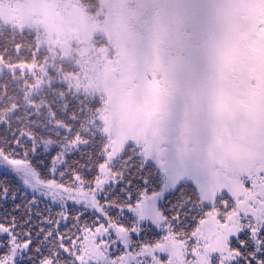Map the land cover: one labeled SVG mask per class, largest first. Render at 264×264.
I'll list each match as a JSON object with an SVG mask.
<instances>
[{
    "label": "snow or ice",
    "instance_id": "obj_1",
    "mask_svg": "<svg viewBox=\"0 0 264 264\" xmlns=\"http://www.w3.org/2000/svg\"><path fill=\"white\" fill-rule=\"evenodd\" d=\"M0 264H264V0H0Z\"/></svg>",
    "mask_w": 264,
    "mask_h": 264
}]
</instances>
